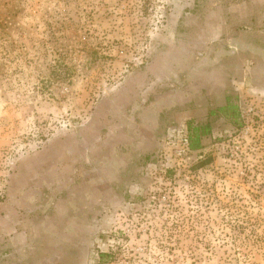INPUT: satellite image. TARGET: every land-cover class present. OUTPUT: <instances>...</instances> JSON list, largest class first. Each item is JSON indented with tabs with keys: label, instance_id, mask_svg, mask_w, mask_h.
<instances>
[{
	"label": "rangeland",
	"instance_id": "rangeland-1",
	"mask_svg": "<svg viewBox=\"0 0 264 264\" xmlns=\"http://www.w3.org/2000/svg\"><path fill=\"white\" fill-rule=\"evenodd\" d=\"M0 264H264V0H0Z\"/></svg>",
	"mask_w": 264,
	"mask_h": 264
},
{
	"label": "trees",
	"instance_id": "trees-1",
	"mask_svg": "<svg viewBox=\"0 0 264 264\" xmlns=\"http://www.w3.org/2000/svg\"><path fill=\"white\" fill-rule=\"evenodd\" d=\"M217 112H222L226 116L233 118L235 123H239L238 118L240 117L239 106L232 102L231 97L227 98V102L225 105L221 106L218 110L212 111V114ZM239 125V124H238ZM190 134H189V141H190V149L191 150H199L203 147V138L210 134V127L209 125L206 126H193L192 124L189 125ZM106 256L103 252L101 253V257Z\"/></svg>",
	"mask_w": 264,
	"mask_h": 264
},
{
	"label": "built area",
	"instance_id": "built-area-1",
	"mask_svg": "<svg viewBox=\"0 0 264 264\" xmlns=\"http://www.w3.org/2000/svg\"><path fill=\"white\" fill-rule=\"evenodd\" d=\"M182 142L186 147L189 146V139L187 137L183 138Z\"/></svg>",
	"mask_w": 264,
	"mask_h": 264
}]
</instances>
